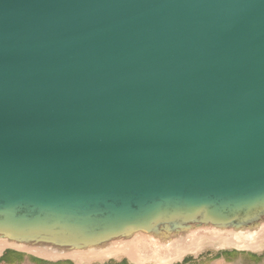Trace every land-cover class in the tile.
I'll return each instance as SVG.
<instances>
[{"label":"water","instance_id":"95a60500","mask_svg":"<svg viewBox=\"0 0 264 264\" xmlns=\"http://www.w3.org/2000/svg\"><path fill=\"white\" fill-rule=\"evenodd\" d=\"M198 238L264 247V0H0V259Z\"/></svg>","mask_w":264,"mask_h":264},{"label":"rangeland","instance_id":"374dc122","mask_svg":"<svg viewBox=\"0 0 264 264\" xmlns=\"http://www.w3.org/2000/svg\"><path fill=\"white\" fill-rule=\"evenodd\" d=\"M8 252V251H7ZM6 254V253H5ZM197 259L189 257L183 264H187L194 261L193 264H264V247L261 251L253 253L251 251H237L234 249L217 251L212 248H205L200 251ZM42 259L35 257L34 255L25 253L22 255L21 262H15L13 264H42ZM55 263V262H50ZM59 263V262H57ZM0 264H4L1 263ZM61 264H78L76 260L61 261ZM83 264H138L132 261L126 255H119L112 258H100L86 260ZM143 264H157L154 261L145 262Z\"/></svg>","mask_w":264,"mask_h":264},{"label":"bare ground","instance_id":"6f19581e","mask_svg":"<svg viewBox=\"0 0 264 264\" xmlns=\"http://www.w3.org/2000/svg\"><path fill=\"white\" fill-rule=\"evenodd\" d=\"M210 239L212 240L213 243L220 242L226 247H235L238 249H253V250L259 249V243L258 242L256 243L255 239L249 240V241L238 240V239L231 240L230 238L225 239L223 237H214ZM204 240H205L204 238L194 239L191 241V244L188 248L173 249V251L169 253L172 257H169L165 264H171L175 260H180L182 257H184L187 254L197 253L202 248ZM6 248L7 246L5 244L0 243V256ZM33 254L43 257V258L50 259V256H47L40 252H33ZM123 254L129 256L133 261L139 264L141 263L140 260L138 259V254L136 250H133L131 248L114 249V250H109V251L98 253V254H91L88 256V258H92V257H95L98 259L110 258V257H117ZM86 257L87 256H83V255H75L73 258H75L78 262L82 263L83 261H85Z\"/></svg>","mask_w":264,"mask_h":264},{"label":"trees","instance_id":"16d2710c","mask_svg":"<svg viewBox=\"0 0 264 264\" xmlns=\"http://www.w3.org/2000/svg\"><path fill=\"white\" fill-rule=\"evenodd\" d=\"M22 255L21 253H17L14 251H8L6 252V254L0 259L1 263L4 264H13L15 262H21L22 260ZM42 264H61V262L59 263H50V262H46V261H41Z\"/></svg>","mask_w":264,"mask_h":264},{"label":"crops","instance_id":"0c3cea01","mask_svg":"<svg viewBox=\"0 0 264 264\" xmlns=\"http://www.w3.org/2000/svg\"><path fill=\"white\" fill-rule=\"evenodd\" d=\"M193 263H195L194 261H191V262H189V263H187V264H193Z\"/></svg>","mask_w":264,"mask_h":264}]
</instances>
